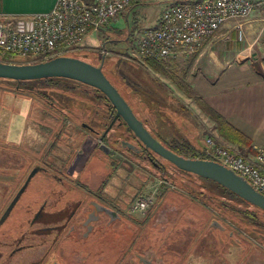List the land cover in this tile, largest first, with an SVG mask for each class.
<instances>
[{"label": "rangeland", "instance_id": "374dc122", "mask_svg": "<svg viewBox=\"0 0 264 264\" xmlns=\"http://www.w3.org/2000/svg\"><path fill=\"white\" fill-rule=\"evenodd\" d=\"M142 1L100 31L87 34L78 48L63 55L95 65L102 61V71L156 140L175 151L178 149L172 141H188L193 144L195 153L202 156L206 136L216 133L213 122L172 79L153 70L135 50L139 34L151 26L161 12L160 3L156 0ZM189 59L190 56L179 58L170 65L171 71L179 74L188 72ZM187 74L185 79L190 82ZM39 83L27 80L21 86L36 88ZM14 85L0 81V167L20 171L22 167L28 168L24 158L30 157L34 143L39 147L48 142L41 129L32 122L39 109L47 106L28 91H15ZM71 85L81 87L74 83ZM54 102L68 107L61 101ZM65 134L62 137H66ZM52 148L54 152L64 151L62 143L59 146L55 143ZM79 148L87 153L91 145L79 143ZM2 151L5 152V161L6 158L13 161L3 163ZM179 152L187 157L191 155L183 149ZM77 156L71 158L72 165L68 168L84 162L86 158ZM16 157L23 158L22 166L14 165ZM112 159L98 164L91 160L85 167L88 173L93 169L107 173L105 191L111 195L132 199L141 193L153 196V204L145 211L130 213L141 220V237L135 240L133 248L144 252L143 257H151L156 249L161 258H157L154 264H264V229L253 227L232 210L233 206L243 208L246 203L230 198L215 182L180 171L167 160L164 162L166 172L161 174L147 162L141 163L133 158L114 160L112 167L109 165ZM136 172L147 178H138ZM34 183L36 177L31 185ZM16 208L22 214L23 207ZM124 243L126 240L121 237L113 241L102 240L98 250L88 255L83 264H133V258L124 254L131 249V244ZM119 248L125 249L123 254Z\"/></svg>", "mask_w": 264, "mask_h": 264}, {"label": "flooded vegetation", "instance_id": "af4514ba", "mask_svg": "<svg viewBox=\"0 0 264 264\" xmlns=\"http://www.w3.org/2000/svg\"><path fill=\"white\" fill-rule=\"evenodd\" d=\"M41 90L37 86L33 95L47 107H41L32 122L48 142L39 147L34 143L30 157L24 158L28 168L18 171L0 167V264H83L88 255L98 250L102 240L113 241L118 237L131 244L129 254L124 253V248V251L118 250L133 258V264H154L161 258L159 251L155 249L153 255L146 258L144 252L133 248L135 240L141 237L142 224L130 215L137 212L133 205L138 198L145 199V211L153 204V196L141 193L132 199L111 195L105 191L107 173L94 169L88 173L85 166L93 160L98 164L113 158L109 164L113 167L114 160L125 157L147 162L156 172L165 174V159L146 148L126 123L119 116L115 117L114 107L109 100H103V93L100 91V95L98 89L81 86L68 90L79 97L83 92L89 93L95 103L90 107L78 104V99L63 101L68 107H62L54 102L57 101L53 97L54 88L46 89L52 97ZM64 132L66 137H62ZM55 143L58 146L62 143L64 151H52ZM79 143H90V151L82 152ZM127 143L134 145L135 150ZM101 144L107 151L100 148ZM120 149L126 151L118 152ZM3 153V163L13 161L9 158L5 161ZM76 156L86 158L68 168L72 165L71 158ZM22 159L16 157L14 165L22 166ZM135 175L147 178L139 172ZM35 177L36 183L31 185ZM16 207H23L22 214Z\"/></svg>", "mask_w": 264, "mask_h": 264}, {"label": "built area", "instance_id": "2783aa9c", "mask_svg": "<svg viewBox=\"0 0 264 264\" xmlns=\"http://www.w3.org/2000/svg\"><path fill=\"white\" fill-rule=\"evenodd\" d=\"M139 0H56L48 11L32 15L0 13V62L35 63L76 49L89 33L98 32ZM251 0H197L172 3L159 24L145 28L135 50L141 59L164 64L197 52L228 19H244ZM239 36L241 26L238 25ZM201 158L217 161L243 177L264 195V146L237 149L214 134L205 138ZM141 212L145 199L134 202Z\"/></svg>", "mask_w": 264, "mask_h": 264}, {"label": "crops", "instance_id": "0c3cea01", "mask_svg": "<svg viewBox=\"0 0 264 264\" xmlns=\"http://www.w3.org/2000/svg\"><path fill=\"white\" fill-rule=\"evenodd\" d=\"M55 1L0 0V13L32 15L48 11ZM195 1L156 0L161 12L151 26L159 24L162 11L170 4ZM251 1L254 8L247 17L228 19L197 52L170 62L190 56L189 85L207 105L249 140L250 146H237V149L250 151L253 146H264V0ZM141 2L134 3L131 9ZM238 25L241 26L240 36ZM215 135L235 147L217 132Z\"/></svg>", "mask_w": 264, "mask_h": 264}, {"label": "water", "instance_id": "95a60500", "mask_svg": "<svg viewBox=\"0 0 264 264\" xmlns=\"http://www.w3.org/2000/svg\"><path fill=\"white\" fill-rule=\"evenodd\" d=\"M52 77L72 79L98 89L114 107L115 117L119 116L146 148L171 162L178 169L209 179L226 188L250 205L264 211V195L254 190L243 177L231 169L214 160L184 157L156 140L146 129L142 121L136 117L118 89L106 77L102 71V61L100 65H94L79 58L57 55L35 63L0 62V78L22 81ZM127 146L135 150L134 145L127 143ZM100 148L107 151L106 146L103 144L100 145ZM32 174L33 171L29 174L18 195L23 191ZM18 195H16L10 204L8 210Z\"/></svg>", "mask_w": 264, "mask_h": 264}, {"label": "trees", "instance_id": "16d2710c", "mask_svg": "<svg viewBox=\"0 0 264 264\" xmlns=\"http://www.w3.org/2000/svg\"><path fill=\"white\" fill-rule=\"evenodd\" d=\"M131 7H129L123 13L126 15L128 13V10L131 9ZM144 62L146 64H148L156 72L164 74L168 78L172 79L174 81V83L177 84V87L181 91H183L187 97L191 98L194 101V103L197 105V107L206 115V117L210 121L213 122L214 128L220 137H222L227 142L235 144L237 146H250L249 140L245 136L240 134L220 114H218L209 105H207L205 103V101L191 88V86L189 85V83L185 79L187 71H184L181 74L174 73L170 69L171 63L164 64V63H161V62H158L155 60H151V59H146ZM0 81L1 82L5 81V82L14 83L15 84L14 85L15 91H18V92L28 91L29 93L34 94L33 90L35 88H32V87L31 88H24L21 86V84L26 82L27 80L15 81V80H11V79L0 78ZM35 81L40 82L39 87L42 89L41 93H44L46 91V89L54 88L56 91H55L53 97L56 100L61 101L62 103H63V101L75 100V99L77 100L78 99L80 104H83V106H85V107H90V105L92 106L95 104L94 101L92 100V97L89 95V93L83 92V93H81V96L79 97L78 95L75 96V94L68 91L70 88H78V87L73 86V85L69 86L70 84H73V83H76V84L83 86V87H90V86L85 85L81 82H78V81H75L72 79H68V78H61V77L42 78V79H37ZM46 92H48V91H46ZM98 93H100L99 90H98ZM100 95H101V93H100ZM101 97H103V100L108 102V99L106 98V96L104 94H102ZM125 100H126V98H125ZM172 143H173V146L178 149L177 151L172 150L173 152H175L179 155H182V154H180L179 150L183 149V151L189 152L191 154L189 157L201 158V156H199L198 153H195V148H194L192 143H190L188 141H184V142L172 141ZM182 156L187 157L185 155H182ZM181 171H183V170H181ZM217 185L220 186L219 184H217ZM220 187L224 190V192L227 193V195L230 198L238 199L242 203L247 204V206H245L243 208H235L233 206L232 210L239 213L242 216V218H244L246 220V222L248 224L252 225L253 227L258 226V227H261L262 229H264V211H262L261 209L255 207V206H252L249 203L245 202L244 200H242L241 198H239L238 196H236L235 194H233L232 192H230L226 188H224L222 186H220ZM249 205L252 207H249ZM263 238H264V236H263Z\"/></svg>", "mask_w": 264, "mask_h": 264}]
</instances>
